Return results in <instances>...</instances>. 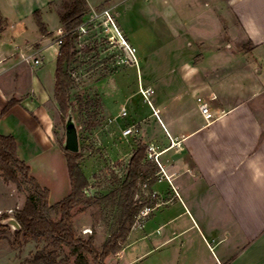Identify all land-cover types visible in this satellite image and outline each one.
Instances as JSON below:
<instances>
[{
  "label": "crops",
  "instance_id": "crops-1",
  "mask_svg": "<svg viewBox=\"0 0 264 264\" xmlns=\"http://www.w3.org/2000/svg\"><path fill=\"white\" fill-rule=\"evenodd\" d=\"M204 1L214 9L212 14L220 28L224 26L221 18L228 6L246 42L251 41L250 50L264 47V0ZM0 14L7 23L0 34V113L11 99L19 100L0 118V133L16 138L20 158L34 173L31 161L45 151L44 146L62 155L51 138L47 106L50 99H55V70L47 63L55 62L56 67L59 47L52 43L56 36L52 41L39 40L42 33L37 23L28 24L21 17L13 20L1 5ZM59 24L57 29L62 26ZM47 29L53 34L48 24ZM35 42L41 43L35 45L37 56L42 55L39 65L22 60L34 51ZM211 48L219 56L222 44L216 43ZM182 49L186 50L185 55L193 52L189 47ZM188 63L184 61L183 66ZM195 66L193 63L183 68L181 75L191 82L190 88L211 94L215 118L207 120L199 104L193 113L184 100L172 104L159 95L154 98L166 128L158 119L164 131L154 133L149 129L147 141L140 137L148 148L155 147L159 161L150 158L147 149V159L158 166L156 181L152 185L144 183L150 201H154L153 210L133 226L120 258L129 253L136 256L135 261L153 253L158 257L155 264H264V102L256 101L264 94V81L252 76L248 87L239 85L226 92L223 87L226 77L215 75L219 69L198 83ZM260 69L263 72V66ZM137 126L140 133V120ZM22 127L26 145L38 143L36 157L29 159L22 151L19 140ZM64 159L67 163L66 155ZM69 193L66 190V196ZM149 221L155 227L146 231Z\"/></svg>",
  "mask_w": 264,
  "mask_h": 264
},
{
  "label": "rangeland",
  "instance_id": "rangeland-1",
  "mask_svg": "<svg viewBox=\"0 0 264 264\" xmlns=\"http://www.w3.org/2000/svg\"><path fill=\"white\" fill-rule=\"evenodd\" d=\"M63 2L64 0H0V5L13 20L21 17L28 24L30 21L36 24L34 12L40 9L42 19L48 27L53 28V34L46 36L40 34L39 40L47 38L52 41L60 25L58 12L65 10ZM88 3V10L91 7H114L113 11L120 25L128 32L131 41L136 44L138 53L142 56L141 64L137 67L123 61V52L119 48L98 42L96 35L83 39L86 43L98 45L94 51L82 53V58L90 67L93 63L107 58L94 69L91 67L79 71L76 79L78 91L99 96L104 104L102 124L98 129L86 132L79 128L83 154L82 166L90 182L97 184L103 191L110 188L115 175L124 174L132 153L142 142L140 137L147 141L149 129L154 133L164 131L150 103L140 91V86L146 88V85L150 84L153 92L148 98L154 106L156 105L154 98L159 95L172 104L184 100L187 109L196 113L198 97L207 99L211 94L206 90L190 88L191 82L181 75L182 69L191 67L193 63L196 64L198 83L203 82L206 75L212 77L211 72L219 69L215 75L226 77L223 86L226 92L234 91L239 85L248 87L253 77L264 81V47L255 51L243 50V44L246 42L245 34L237 23L234 13L228 10V6L225 8L224 17L221 18L224 26L220 28L217 18L212 14L214 9L210 7L211 4L206 5L204 0H88ZM214 4L217 6L216 2H213ZM218 4L222 5L223 2ZM6 25L4 19L3 26ZM190 43L193 45L192 48ZM207 43L209 46H206ZM216 43L222 44L219 56L215 55V48H211ZM32 44L35 51L38 45H41L37 42ZM250 44L251 42L245 43L249 48ZM182 46L193 49L192 54L185 55L186 50L182 49ZM184 61H188V65L183 66ZM47 64L54 72L55 62ZM261 66L263 72L258 74V68ZM32 72L37 73L34 68ZM179 74L180 77L177 76ZM17 83L19 85V82ZM261 100L264 102V94L256 101ZM47 106L50 110L51 138L62 155L53 153L49 149L50 146L46 145L43 147L45 151L38 158L33 162L27 161L29 163L31 161L33 166L32 174L41 185L50 190V203L54 204L66 196V190L70 192L67 163L66 159L62 160L65 154L61 149V141L65 137L66 116L55 99H50ZM123 106L128 111L125 117L121 116ZM30 120L28 118L27 122ZM139 120L140 133V127L137 126ZM130 126L134 127V132L125 136L123 129ZM21 133H25L23 127L19 134L23 153L29 159L36 157L37 153L34 151L39 147L38 143L26 145L28 142ZM34 141L36 142L35 139ZM143 181L144 178L140 179L138 197L150 196ZM27 193V190L18 189L14 183L6 182L0 176V218L6 213L12 215L21 208ZM151 197L153 198V195ZM108 216L109 210L101 205H94L82 213H76L74 220L77 233L87 237L96 232V244L100 248L110 234ZM154 227V223L149 221L145 229L151 231ZM14 238L12 227L0 231V264H30L28 260L40 244L32 240L17 244L14 243ZM121 251L111 255L107 263L155 264V259L158 258L152 253L145 259L134 261L136 256L129 253L120 258ZM67 252V249L62 250V255Z\"/></svg>",
  "mask_w": 264,
  "mask_h": 264
},
{
  "label": "trees",
  "instance_id": "trees-1",
  "mask_svg": "<svg viewBox=\"0 0 264 264\" xmlns=\"http://www.w3.org/2000/svg\"><path fill=\"white\" fill-rule=\"evenodd\" d=\"M63 6L65 10L59 11L58 16L66 34L56 58L54 97L65 116L72 109L78 128L92 132L102 124L103 100L99 96H92L90 92L77 90V73L98 67L107 58L93 63L91 67L82 58V53L92 52L98 47L83 44L78 30L88 11V0H64ZM34 16L40 32L51 35L40 9L34 12ZM3 21L0 14V34L4 29ZM250 49L251 44L250 48L243 45L244 51ZM18 102L19 100L11 99L1 111L0 118ZM61 149L67 158L71 191L51 204L50 190L41 185L32 174L31 166L20 158L16 138L12 134L0 133V176L6 182L14 183L18 189L28 192L21 208L12 215L6 213L0 218V231L11 228L1 221L13 216L21 226L20 230H14V243L23 244L32 240L40 244L28 260L30 264H108L107 259L123 249L130 231L139 221L141 210L154 204L149 196L138 197L139 183L144 178L143 183L152 185L157 179L155 173L158 166L147 159L148 146L140 142L132 153L124 174L115 175L110 188L103 191L97 184L90 182L82 166V152L66 150L63 140ZM94 205H101L109 210L107 222L110 234L100 248L96 244V232L87 237L79 235L74 220L76 213H82ZM64 249L68 252L62 255Z\"/></svg>",
  "mask_w": 264,
  "mask_h": 264
},
{
  "label": "built area",
  "instance_id": "built-area-1",
  "mask_svg": "<svg viewBox=\"0 0 264 264\" xmlns=\"http://www.w3.org/2000/svg\"><path fill=\"white\" fill-rule=\"evenodd\" d=\"M113 8L114 7L112 6L103 8L91 7L90 10L87 11L83 22L78 26L81 38L84 39L87 36L96 35L100 43H104L105 45H112L119 48V50L123 52L124 62L131 65H136L138 67L139 58L137 47L130 41V39L124 32L117 17L115 16ZM56 33L57 34L53 41V44L59 47L63 36L66 34V31L63 27H59ZM82 43L85 44L86 42L82 40ZM37 53V50L31 51L30 53L24 55L22 57V60L34 65H39L41 64V58L37 56ZM140 91L145 96V99L150 103L156 117L163 124L164 128H166L160 117V110L156 108L148 98V95L153 92V89L151 87L144 88L140 86ZM212 99L213 97H209L207 99L198 97L197 99L200 111L207 120H212L215 118L214 113L211 110ZM127 115L128 111L126 107L123 106L121 108V116L125 117ZM134 130L135 129L133 126L127 127L123 129V134L125 136L131 135ZM148 153L150 158L154 157L157 163H159L158 156L155 153V147L153 145L149 146ZM152 210L153 208L151 206H145L139 214L138 222H141L145 217L149 216Z\"/></svg>",
  "mask_w": 264,
  "mask_h": 264
},
{
  "label": "water",
  "instance_id": "water-1",
  "mask_svg": "<svg viewBox=\"0 0 264 264\" xmlns=\"http://www.w3.org/2000/svg\"><path fill=\"white\" fill-rule=\"evenodd\" d=\"M260 71L261 69L258 68V72ZM63 147L73 153H79L81 151L79 128L71 108L68 110L65 118V137L63 140ZM1 223L6 226H11L14 230L21 229L19 222L13 216L3 219Z\"/></svg>",
  "mask_w": 264,
  "mask_h": 264
}]
</instances>
